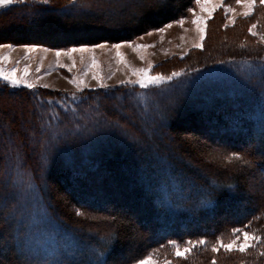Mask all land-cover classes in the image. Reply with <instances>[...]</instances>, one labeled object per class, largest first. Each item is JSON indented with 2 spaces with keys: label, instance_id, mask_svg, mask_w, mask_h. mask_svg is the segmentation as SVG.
Returning <instances> with one entry per match:
<instances>
[{
  "label": "trees",
  "instance_id": "trees-1",
  "mask_svg": "<svg viewBox=\"0 0 264 264\" xmlns=\"http://www.w3.org/2000/svg\"><path fill=\"white\" fill-rule=\"evenodd\" d=\"M127 1L133 0H87L80 2V8L65 3L11 8L0 18V45L68 50L128 43L185 18L196 2L141 0L130 5L128 12L123 10L121 19L113 17V11H108L110 17L102 12ZM262 53L261 46L245 48L244 55L235 60L261 68ZM250 81L255 87L232 96L215 90L207 92V99L199 95L197 104H188L179 115L164 106L162 123L150 118L153 124L163 126L159 131L165 128L168 139L179 150H167L151 135L154 142L150 143L146 135L127 130L120 121L118 131L128 139L122 145H111L118 135H104L107 138L103 141L102 134H95L108 118L119 117L117 112L104 111V105L114 104L116 99L129 105L133 115L138 114L135 95L116 90L84 99L74 114L81 116L79 124L58 119L66 122V129L60 128L71 132L67 143L57 139L51 144V138L45 140L37 132L47 117L45 98L0 87V113L8 118L0 117V264H135L172 242L214 240L233 229L263 226L264 71H257ZM15 105L16 109H11ZM102 112L107 115H97ZM90 115L96 119L94 123L85 120ZM19 118L30 125L20 126ZM51 122L47 121L53 127ZM19 127H24L25 135ZM81 127L88 133H73ZM188 136L200 139L207 150L216 148L243 162L225 167L210 162L203 152L197 158L189 155L188 161L196 166L192 169L183 164L190 147L182 137ZM42 146H47V153L43 154ZM43 155L47 157L42 159ZM22 174L33 177L55 223L53 240L49 241L55 247L47 249L44 257L39 250L37 254L29 250L33 239L18 201ZM133 230L138 233L136 238L131 235ZM41 233L44 237L45 232ZM132 237L136 240L128 243ZM126 245L133 247L129 256ZM254 261L264 264V256Z\"/></svg>",
  "mask_w": 264,
  "mask_h": 264
},
{
  "label": "rangeland",
  "instance_id": "rangeland-1",
  "mask_svg": "<svg viewBox=\"0 0 264 264\" xmlns=\"http://www.w3.org/2000/svg\"><path fill=\"white\" fill-rule=\"evenodd\" d=\"M86 1L47 0V3H45V0H14L11 5L0 7V18L14 7L29 5L32 7H46L64 3L79 7L81 6L80 2ZM138 2H141V0L127 1L114 10L110 8L102 12H105V17H110L111 14L108 11H113V17L116 16V18L121 19V16L130 10V5ZM229 9H232V11H229ZM123 10L124 13H121ZM118 11L119 13H117ZM246 11L248 9L237 3L236 0H209L202 6L195 2L185 18L169 24L170 27L167 25L160 30L141 36L135 41L121 43L122 47L119 49L115 47L117 44H102L104 47L98 45L68 50H51L39 46L0 45V69H3L5 73L15 69L16 77L22 82L19 86L13 87L0 79V87L28 91L45 98L48 111L44 113V116L47 115L48 118L43 117L45 125L40 121V126H43L38 128L37 132L41 133L45 140L48 137V140L51 138V144L55 143L57 139H61L60 143L64 144L69 139L71 132L62 130L66 129V122L62 124L58 119L63 118L68 122L79 124V117L81 116L77 117L74 114H76L80 102L84 99H88L91 95L97 93L105 95L116 90L127 96L135 95L134 104L137 106L138 114L133 115L129 105L123 103L121 99H116L114 104L104 105V111L108 114L117 112L116 115L119 117L108 118L107 124L105 123L104 127L100 129L97 128L95 134L96 131L102 134L101 139L103 141L107 138V136L104 138V135H118L114 138L116 144L111 143L114 147H118L122 145V142L128 140H124L122 133L118 131V125L121 126V123H124V127L128 128L127 130L132 128V130L138 132V135H146L150 143L154 142L151 137L153 136L167 150L173 148L179 150L180 147L168 139L165 128L159 131L160 127L163 126L156 125L158 122L162 123L160 117H162L161 110L164 106L165 109L171 108L179 115L188 104H197L196 97L198 99L199 95L207 99V96H205L209 94L207 92L213 90L217 94L228 92L229 96H232L236 91L240 92L247 87H255L253 84L250 85V77H255L257 71H264V67L256 68L250 66L249 63H239L238 60H235L244 55L245 48L249 49L251 47V49H254L261 46L264 49V6H261L259 0H257L256 6L251 9L247 16L244 15ZM194 20L203 21L199 25L204 29L203 40H201L198 25L193 23ZM252 25L256 27L253 28ZM253 32L255 35L252 34ZM196 45H201V47H196ZM29 49L33 50L29 51ZM73 49L77 50L72 51ZM79 49L85 50L80 51ZM57 52L61 55L57 56ZM5 57L8 59H5ZM25 69H27V75L24 73ZM260 69L262 70L260 71ZM133 70H136L137 74H133ZM145 71L147 77L163 76L165 79L153 83L145 77ZM141 79H145L147 87L140 86L138 81ZM72 81H75V83ZM25 83L31 84L32 87L25 86ZM255 85H258L257 82H255ZM135 91L137 92L135 93ZM4 107L7 108V105ZM83 107L84 105L81 108ZM87 107L88 105L85 109ZM11 109L15 110L16 105L11 106ZM96 109L98 110V108ZM66 110L69 111L67 114L65 113ZM14 115H16L15 112ZM97 115L104 117L107 114L102 112ZM0 117H3L1 113ZM92 117L90 115L85 120L89 119L88 123H94L93 119H96ZM152 117L156 124L150 121ZM3 118L6 119L7 117ZM49 119H52L53 127L47 123ZM17 120L20 126H24V124L28 126L31 123L28 122L27 124V121H24L23 118ZM23 128L20 129L19 127L18 130L20 129L19 131L25 135L26 130ZM49 129H51V133H49ZM84 132L85 134L88 133V129L81 127L73 131L78 135H83ZM57 134L59 135L57 136ZM119 135H121L120 139ZM72 136L71 138H73ZM182 140L188 141L190 147L186 148L187 151L190 150V153L185 152L188 156L187 158L185 155L187 161L182 163L191 168L193 167L192 169H195L196 166L194 163L189 162V155L191 154L194 158H197L196 156L203 152H205L207 158L211 159L210 162L216 161V163L218 162L225 167L241 165L243 162V159L239 157L223 155L222 151L216 148L207 150L205 148L206 144L198 138L188 136L182 137ZM131 142L135 143L136 141L132 140ZM86 143H83V145ZM130 145L132 144H127V146ZM28 151L30 154L31 150ZM41 151H43V154L47 153V146H45V149L42 146ZM173 153L171 154L177 157V154L175 156V153ZM47 156L51 157L50 154ZM47 156L43 155L41 158ZM252 182L260 188L257 180L254 182V179H252ZM19 184H21V191L18 195V199H20L18 201L21 202L20 206L21 204L23 206L22 215L25 221H28V229L33 239L29 243V245L31 244L29 250L35 253L39 250L43 256L48 254L47 249L55 247L54 243H49L53 240L52 233L55 223L52 221L48 207H46L41 191L36 186L33 177L22 174ZM257 187L254 190L258 192ZM20 218L22 219V216ZM41 231L45 232L44 237ZM245 232L259 239L250 241L252 247L241 253L237 249L244 243ZM136 234H138L136 230L131 231V235H135V238ZM134 237L129 238L131 241L128 239L127 242L135 241ZM233 240L236 241V245L231 251H225L224 248L220 247L221 242L227 244ZM199 241H205V243L199 244ZM189 242H192L195 247L187 254V258H177L174 254L173 245H178L182 250L188 246ZM126 247V256H129L133 247L130 245H126ZM213 247L219 250L214 252L212 251ZM262 250H264V223L263 226L259 225L256 228L233 229L214 240L172 242L153 251L135 264H142L143 261L149 259H151L152 264H166V261L168 264H213V262L215 264H255V257L264 256ZM63 251L67 250L63 249Z\"/></svg>",
  "mask_w": 264,
  "mask_h": 264
},
{
  "label": "snow or ice",
  "instance_id": "snow-or-ice-1",
  "mask_svg": "<svg viewBox=\"0 0 264 264\" xmlns=\"http://www.w3.org/2000/svg\"><path fill=\"white\" fill-rule=\"evenodd\" d=\"M198 5H203L204 3L209 2V0H196ZM237 3L242 4L244 7H246L248 9V11H246L244 13L245 16H247L249 14V12L251 11V9H253L256 4H257V0H236ZM12 3H14V0H0V7L3 6H7V5H11ZM45 3H47V0H45ZM259 4L261 6H264V0H259ZM229 11H232V9H229ZM181 23H183V21H181ZM193 23H196L198 25V31L201 33V40L204 39V29L202 27H199V25L201 23H203L202 20H194ZM170 27V25H169ZM253 28H255V25H252ZM253 35H255V33H252ZM100 47H104V45H99ZM115 47L117 49H119L120 47H122V45L117 44L115 45ZM196 47H201V45H196ZM33 49H29V51H32ZM77 49H73L72 51H76ZM80 51H84L85 49H79ZM61 55V53L57 52V56ZM5 59H8L7 57H5ZM25 75H27V69L24 70ZM133 74H137L136 70H133ZM145 77H147V72L145 71L144 73ZM176 75V74H174ZM0 79H3L4 81H6L7 83L11 84L13 87H17L19 86L22 82L19 80V78L16 77V70L14 69L11 72L5 73L3 71V69H0ZM148 80H151L153 83H158L161 80L165 79L163 76H156V77H147ZM73 83H75V81H72ZM140 83L141 87H147V83L145 81V79H141L138 81ZM82 83V82H81ZM25 86L27 87H32L31 84H26ZM79 86V85H77ZM103 86V85H102ZM259 239L258 237L254 236V235H249L248 232L244 233V243L243 245L238 247V251L243 253L245 252L248 248L252 247V244L250 243V241H255ZM199 244H204L205 241H199ZM236 245V241L233 240L230 243L224 244L223 242L220 243V247L224 248L225 251H231L233 249V247ZM174 249H175V256L177 258H187V254L191 252L192 248L195 247V245L192 244V242L188 243L187 247H184L182 250L178 245H173ZM219 249L216 247L212 248V251L216 252ZM142 264H152L151 259L147 260V261H143ZM166 264H168V262L166 261ZM213 264H215V262H213Z\"/></svg>",
  "mask_w": 264,
  "mask_h": 264
}]
</instances>
